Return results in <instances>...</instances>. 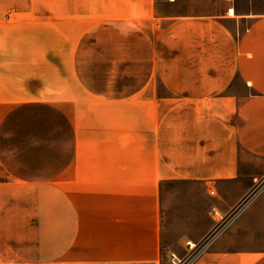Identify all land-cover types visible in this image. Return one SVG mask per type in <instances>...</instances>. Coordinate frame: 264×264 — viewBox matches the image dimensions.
Here are the masks:
<instances>
[{
	"label": "crops",
	"instance_id": "0c3cea01",
	"mask_svg": "<svg viewBox=\"0 0 264 264\" xmlns=\"http://www.w3.org/2000/svg\"><path fill=\"white\" fill-rule=\"evenodd\" d=\"M51 2L58 23L114 25L130 40L124 94L133 147L143 151L124 176L130 185L117 172L106 177L117 185L105 195L113 202L84 210L83 225L75 208L53 207L45 217L42 187H23L38 185L54 162L22 159L18 129L27 120L19 98L39 93L43 80L18 81L24 60L13 68L0 55V264H264V225L259 240L226 251L214 240L195 256L194 241L172 238L191 231L176 218L210 216L206 232L215 227V191L229 196L226 187L245 184L253 194L264 180V0ZM14 9L27 16L16 21L39 23L45 4L0 0V25ZM187 195L209 207L182 205ZM247 213L264 217V208Z\"/></svg>",
	"mask_w": 264,
	"mask_h": 264
},
{
	"label": "rangeland",
	"instance_id": "374dc122",
	"mask_svg": "<svg viewBox=\"0 0 264 264\" xmlns=\"http://www.w3.org/2000/svg\"><path fill=\"white\" fill-rule=\"evenodd\" d=\"M44 4L39 23L16 21L15 17L25 21L27 16L14 9L12 19L0 25V55L12 61L8 66L17 67L24 60L20 66L27 68L17 80H43L39 93L17 99L23 101L21 113L27 119L18 126L21 158L27 155L29 160L42 157L45 162H54L50 172L57 176L52 179L45 169V178L38 185L29 182L23 188L34 191L42 187L45 217L53 207H59L61 214L75 208L77 223L83 225L84 210H99L113 202L105 201V195L114 192L117 185L106 177L117 172L123 178L120 183L130 185L131 179L124 176L141 161L143 148L133 147L131 103L124 94L132 76L131 57L125 51L130 40L116 35L114 25L58 23L57 11L49 7L51 0H44ZM107 47L113 49L106 54ZM249 187H226L229 196L215 191V227L206 232L213 225L210 216L176 218L191 231L173 233L172 238L194 241V256L214 240L215 247L225 251L230 245L259 240L264 217L247 210L264 208V180L254 186L256 192L245 194ZM180 188L188 194L195 191L189 185ZM234 195L242 198L233 199ZM207 202L187 195L181 204L206 209ZM220 264H227L226 257Z\"/></svg>",
	"mask_w": 264,
	"mask_h": 264
},
{
	"label": "built area",
	"instance_id": "2783aa9c",
	"mask_svg": "<svg viewBox=\"0 0 264 264\" xmlns=\"http://www.w3.org/2000/svg\"><path fill=\"white\" fill-rule=\"evenodd\" d=\"M174 257V256H173Z\"/></svg>",
	"mask_w": 264,
	"mask_h": 264
}]
</instances>
